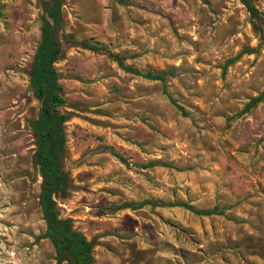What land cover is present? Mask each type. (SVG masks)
Instances as JSON below:
<instances>
[{
  "label": "rangeland",
  "instance_id": "obj_1",
  "mask_svg": "<svg viewBox=\"0 0 264 264\" xmlns=\"http://www.w3.org/2000/svg\"><path fill=\"white\" fill-rule=\"evenodd\" d=\"M60 9L70 182L56 204L93 239L92 264H264V98L247 106L264 88V18L238 0ZM41 13L36 0H0V264H55L26 126L39 108L27 73ZM143 199L159 205L112 208Z\"/></svg>",
  "mask_w": 264,
  "mask_h": 264
},
{
  "label": "trees",
  "instance_id": "obj_2",
  "mask_svg": "<svg viewBox=\"0 0 264 264\" xmlns=\"http://www.w3.org/2000/svg\"><path fill=\"white\" fill-rule=\"evenodd\" d=\"M247 13L254 18H264V11L257 9L251 0H238ZM41 6V24L39 40L33 52L28 69V88L39 102L37 115L29 120L26 126L33 135L34 150L32 163L37 167L41 177L37 206L44 221V231L40 237L47 238L53 248L55 264H92L93 239H87L72 226L69 217L60 216L56 198H63L68 193L69 175L63 169L62 160L66 153V136L64 123L69 113L59 110L65 99L62 87L58 82L57 72L53 63L60 56V42L57 37L62 24L60 0H36ZM81 44L89 47L85 41ZM114 59L120 63V58L114 54ZM129 72L138 74L149 80L163 81L165 72L152 74L139 73L130 66L124 67ZM264 98V88L250 98L247 106L255 104ZM170 102L173 100L168 97ZM145 204L159 205L149 199H143L137 204L123 203L112 205L113 209L129 207L131 209ZM169 205L182 206L193 213L207 215L214 213L213 209H194L186 203L174 202Z\"/></svg>",
  "mask_w": 264,
  "mask_h": 264
},
{
  "label": "crops",
  "instance_id": "obj_3",
  "mask_svg": "<svg viewBox=\"0 0 264 264\" xmlns=\"http://www.w3.org/2000/svg\"><path fill=\"white\" fill-rule=\"evenodd\" d=\"M66 132H68V129H66Z\"/></svg>",
  "mask_w": 264,
  "mask_h": 264
}]
</instances>
